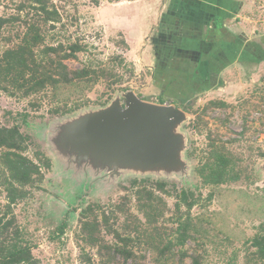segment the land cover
Segmentation results:
<instances>
[{"label":"rangeland","instance_id":"374dc122","mask_svg":"<svg viewBox=\"0 0 264 264\" xmlns=\"http://www.w3.org/2000/svg\"><path fill=\"white\" fill-rule=\"evenodd\" d=\"M20 1L0 0V17L16 14ZM53 1L65 26L61 29L59 24L50 30L46 42L56 43L55 39L50 40L52 36L60 41L70 36L71 40H79L90 48L88 53L78 54L76 60L65 61L64 65L78 70L85 63L107 64L112 56L122 55L129 67H118L110 61L108 65L113 66L117 75L110 88L107 85L112 78L109 82L99 80L89 88L81 82L60 86L55 91L46 88L26 97L10 87L5 91L0 89V127L18 126L28 138L26 155L33 159L39 151L50 161L49 169H42L41 184L30 188L27 198L11 207L35 259L40 264H163L167 259L169 264H264L252 246L253 238L264 236V0H237L236 4L243 6V10L227 25L230 41L236 39L233 48L246 50L247 58H257L256 63L248 62L246 70L234 63L222 71L217 60L219 53H208L206 83L197 76L194 82L184 79L185 84L178 89L175 82L178 76L168 77L170 84L162 93L163 84L156 85L159 76L153 74L160 70L152 69L159 64L151 58L158 55L156 50L160 55L165 54L166 48L169 51L178 48L174 36L178 38V0L115 3L101 0L98 6L88 0H77L75 8L67 4L69 0ZM68 16L77 19L75 25ZM198 17L196 25L202 28L198 27L197 35L204 27L210 31L203 16L198 14ZM18 26L3 31L5 39L0 42V56L18 43L16 32L23 31ZM215 29L217 32L220 28ZM220 33L210 35L208 42L213 49L222 46ZM245 58L240 56L239 60ZM128 92L154 105H161V98L163 105L185 113V122L176 130L182 136L178 167L157 168L156 173L145 175L111 174L103 169L95 177L93 166H87L89 158L77 146L52 144L53 137L62 144L57 131L65 137L64 129L70 124L115 103L123 105ZM78 100L82 105L76 109L73 103ZM211 102L222 103L224 107L211 106ZM69 109L74 110L64 112ZM216 147L231 157L239 180L219 186L202 182L200 170ZM134 180H146L153 185L165 183V193L145 185L146 191L154 194L155 199L152 197L150 201L151 196L141 189V184L132 185ZM138 190L144 191L140 202ZM183 191L200 196L189 214L194 235L183 247L167 248L170 240L176 242L178 218L186 221L185 207L181 206L179 212L176 209V195ZM148 202L151 204L143 206V213L140 205ZM5 205V193L0 187V207ZM84 209H89L85 214L91 220L100 216L101 211L109 215L107 223H99V230L94 233V240L98 241L95 244H87L83 234ZM108 227L131 236L133 242L126 247L133 252L131 258L125 261L114 251L122 244L108 232ZM153 243L159 244V251Z\"/></svg>","mask_w":264,"mask_h":264},{"label":"trees","instance_id":"16d2710c","mask_svg":"<svg viewBox=\"0 0 264 264\" xmlns=\"http://www.w3.org/2000/svg\"><path fill=\"white\" fill-rule=\"evenodd\" d=\"M88 1L93 6H98L101 0ZM107 1L115 3L121 0ZM67 4H71L75 8L77 0H69ZM67 19L74 25L77 22L73 16H68ZM18 24V27L23 29L22 32H16L15 36L19 40L18 43L3 51L0 56V89L2 91L10 87L26 97L39 94L46 88L55 91L60 86H75L81 82H84L85 86L89 88L99 80L109 82V78H112L113 80L107 85L110 88L117 81L113 66L109 67L110 65H108L110 61L118 67L125 69L129 67L122 55L112 56L107 64L100 61H97L95 66L91 62L85 63L78 70L70 69L64 65L63 62L65 61L76 60L78 54L88 53L90 48L87 44L80 43L79 40H71L70 36L63 37L61 41L52 36L50 40L55 39L56 43L46 42L50 30H54L59 24L61 29L65 26L63 16L53 0H21L16 7V14L0 17V42L5 39L3 31L6 32V28L14 29V26ZM122 44L125 45L126 43L122 40ZM41 58L43 59L41 60ZM129 72L130 75H133L132 69ZM159 101L161 105L165 103L161 98ZM181 102L184 104V100ZM209 104L224 107L222 103L211 102ZM81 105L80 100L73 103V107L76 109L80 108ZM71 110L74 109L64 112L69 113ZM27 148L28 138L21 133L18 126L0 127V187L3 189L6 198V205L3 208L0 207V264H40L33 256L32 249L25 240L24 233L17 225L11 211L12 206L27 198L30 188L38 187L41 184L44 178L42 169H49L50 167V161L43 157L39 151L34 154L33 159H30L26 155ZM199 174L205 185L212 186H219L228 181H237L240 178L239 173L234 169L231 157L219 147L213 148L208 161ZM145 182L146 180H134L132 185L138 183L140 186L141 184V189L146 191L148 187L145 185L150 184L157 192L165 193V183L156 182L153 185ZM144 191H137L138 202L142 200L141 194ZM146 193L151 196L149 200L152 201L154 195L152 191L151 193L146 191ZM199 197L191 192L177 193L176 209L179 212L181 206L185 207L183 215L186 221L178 218L175 229L176 242L173 243L170 240L167 248L172 246L183 247L189 239L193 238L194 230L191 227L189 214L191 208L197 204ZM210 198L211 196L208 197V199ZM150 204L151 202L140 205V210L144 213L145 208L143 206L149 207ZM116 209L120 210L119 207ZM88 210H83L82 220L84 221H82L81 226L83 234L87 237V244H95L98 241L94 240V233L96 235L95 231L99 230L100 224L107 223L109 215L106 214V211H101L100 216L91 220L89 215L85 214ZM108 232L122 244L116 247L114 251L121 254L125 261L131 258L133 252L126 248L129 243L133 242L131 236L118 234L110 227H108ZM152 246H155L159 251L156 243H153ZM252 246L256 249L255 254L258 259L264 262V236L253 238ZM163 251V249L160 250L161 253ZM168 262L170 261L167 259L163 264H169ZM194 263H197L195 259Z\"/></svg>","mask_w":264,"mask_h":264},{"label":"water","instance_id":"95a60500","mask_svg":"<svg viewBox=\"0 0 264 264\" xmlns=\"http://www.w3.org/2000/svg\"><path fill=\"white\" fill-rule=\"evenodd\" d=\"M185 120L182 110L143 102L128 92L123 105L115 103L78 119L62 128L65 137L57 131L62 144L54 137L51 142L54 146H77L89 158L87 166H93L95 177L103 169L111 174H152L157 168L179 166L182 136L176 130Z\"/></svg>","mask_w":264,"mask_h":264},{"label":"crops","instance_id":"0c3cea01","mask_svg":"<svg viewBox=\"0 0 264 264\" xmlns=\"http://www.w3.org/2000/svg\"><path fill=\"white\" fill-rule=\"evenodd\" d=\"M236 3H238L237 0H178V38L176 34L174 35L175 40L178 41V48H170L171 51L166 48L165 54L160 53V55V51L156 50L158 55L156 58H151L153 63L157 59V64H159L158 67L152 66V69L159 68L160 70L156 69V71H153L154 75L157 74L159 76V79H156V85L163 84L160 93L167 91L166 89H168L167 87L170 84L168 77L178 76V81H175L178 82V89L182 88L181 84H185L184 79L194 82L195 79L197 80V76L202 79L203 83H206L209 74V64L205 62V59L208 53H219L217 60L222 71L236 65L234 63H238L241 68L246 70L248 62L254 61L256 63L258 61L254 57L247 58L249 54L246 53V50L239 47L234 49L232 45L236 39L233 38L234 41H230L231 32L227 25L231 19L240 16V12L243 10V6ZM198 14L203 16L205 23L209 24L208 28L211 29L206 31L207 27L203 26L204 28L199 35H197V30L198 27L202 28V26L196 25L197 18H199ZM215 28H220L217 32H221L219 35L223 43H221L222 46H214L213 49V47L209 46L210 43L208 41L210 35L217 33ZM205 31L206 34L204 35ZM163 55L164 58L161 57ZM240 56H246V60H239ZM226 65L230 66L224 68ZM178 98L185 100L182 99V96H178Z\"/></svg>","mask_w":264,"mask_h":264},{"label":"flooded vegetation","instance_id":"af4514ba","mask_svg":"<svg viewBox=\"0 0 264 264\" xmlns=\"http://www.w3.org/2000/svg\"><path fill=\"white\" fill-rule=\"evenodd\" d=\"M183 107V106H182ZM184 108V107H183Z\"/></svg>","mask_w":264,"mask_h":264}]
</instances>
